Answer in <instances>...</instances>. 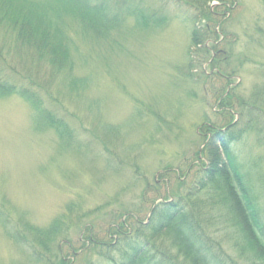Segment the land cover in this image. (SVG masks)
I'll return each instance as SVG.
<instances>
[{
	"label": "rangeland",
	"instance_id": "rangeland-1",
	"mask_svg": "<svg viewBox=\"0 0 264 264\" xmlns=\"http://www.w3.org/2000/svg\"><path fill=\"white\" fill-rule=\"evenodd\" d=\"M161 1L145 0L143 8L163 10V28L141 29L125 19L109 43L69 25L71 66L57 75L33 51L18 49L14 33L0 26V77L32 82L40 95L46 84L45 103L68 128L61 138L39 126L21 98L0 97V264H56L55 249L64 264H89L96 256L83 252L88 233L113 244L110 224L127 214L147 221L152 206L178 197L179 179L194 186L195 171L207 164L206 157L195 158L207 142L201 127L224 126L216 98L226 82L213 75L200 48H189L190 37L217 2ZM227 3L217 17L215 30L226 36L217 57L227 58L230 83L244 98L264 79V38L257 40L264 33V0ZM233 149L264 217V147L250 135ZM52 226L59 235L54 241ZM227 233L213 237L226 240ZM221 248L238 259L228 241Z\"/></svg>",
	"mask_w": 264,
	"mask_h": 264
},
{
	"label": "trees",
	"instance_id": "trees-1",
	"mask_svg": "<svg viewBox=\"0 0 264 264\" xmlns=\"http://www.w3.org/2000/svg\"><path fill=\"white\" fill-rule=\"evenodd\" d=\"M144 1L0 0V26L7 33H14L18 49L33 51L38 62H46L57 75L71 66L66 48L70 39L64 35L69 25L80 28L85 37L100 43H109L114 33H120L125 19H132L141 29L163 28L167 19L158 15L163 10L156 7L155 11L144 9ZM202 1L217 2V5L201 16L199 21L206 24L200 30L195 28L196 23L193 24L189 48H200L202 55L210 60L213 75L226 82L216 98L224 126L215 128L208 122L202 125L207 142L201 151L195 153V158L203 160L202 157H206L207 164L195 171L194 186L187 188L186 182L179 179L178 197L155 204L147 221H140L135 214H127L118 223L117 217V222L108 227L114 232L113 244L92 233L84 237L87 241V246L83 245L84 254L96 256V261L89 264H264L262 209L250 187V174L245 172L233 149L234 144L250 135L257 146L264 147V79L247 97L236 96L237 85L230 83L234 71H228L227 58L217 57L224 55L217 50V45L226 38L222 31L215 30L219 24L217 17L221 13L219 10L226 8L228 0ZM161 2L169 5L173 0ZM260 37L264 38L263 31L257 39L259 42ZM80 84L78 80L71 87L78 88ZM33 90L32 82L26 86L18 85L0 77V97L18 96L35 112L39 126L54 128L61 138H66L65 120L57 117L45 103L48 98L45 99L44 93H49L46 84V92L41 90V95ZM235 112L238 113L237 119ZM184 189L186 192H181ZM68 208L71 210L73 206ZM51 230L54 241L59 235L53 226ZM226 232V240L224 235L218 239L213 237ZM97 233L99 236L100 232ZM107 236L112 233L108 232ZM46 238L48 243L51 242V237ZM224 241L231 244L238 259L224 253L221 248ZM46 248L50 252L51 247ZM53 253L56 264H64L57 249ZM113 254H118L120 262Z\"/></svg>",
	"mask_w": 264,
	"mask_h": 264
}]
</instances>
